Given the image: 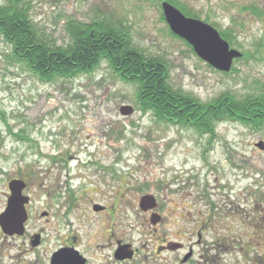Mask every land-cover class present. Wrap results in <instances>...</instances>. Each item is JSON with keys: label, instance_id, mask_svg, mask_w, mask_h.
Listing matches in <instances>:
<instances>
[{"label": "rangeland", "instance_id": "obj_1", "mask_svg": "<svg viewBox=\"0 0 264 264\" xmlns=\"http://www.w3.org/2000/svg\"><path fill=\"white\" fill-rule=\"evenodd\" d=\"M26 1L38 30L59 45L70 41L72 19L123 25L134 46L167 63L170 86L202 109L264 85V0H176L197 15L190 17L230 33L232 42L224 38L242 56L229 72L172 33L162 8L169 0ZM139 92L107 59L88 72L42 79L0 35V206L9 180L24 177L35 207L51 209L53 219L69 211L60 220H76L84 233L100 224L94 205L121 209L126 222H137L140 197L153 194L170 207V264H264V149L256 146L264 141V122L223 118L213 121V131L199 130L142 110ZM124 105L133 112L123 115Z\"/></svg>", "mask_w": 264, "mask_h": 264}, {"label": "trees", "instance_id": "obj_2", "mask_svg": "<svg viewBox=\"0 0 264 264\" xmlns=\"http://www.w3.org/2000/svg\"><path fill=\"white\" fill-rule=\"evenodd\" d=\"M169 1L186 15L197 16L178 1ZM26 2L6 0L0 4V35L10 44L13 57L40 78L51 80L75 76L92 70L102 59H107L123 79L139 84L141 109L152 110L160 119L179 121L207 131H213V121L223 118L254 126L263 124L264 85L257 94L244 98L224 95L202 109L203 106L192 97L170 86L167 63L134 46L130 31L123 25L72 19L66 24L70 41L59 45L50 42L38 30ZM221 35L233 41L228 31L221 32ZM262 47L264 50V44ZM247 55L246 52L243 57Z\"/></svg>", "mask_w": 264, "mask_h": 264}, {"label": "flooded vegetation", "instance_id": "obj_3", "mask_svg": "<svg viewBox=\"0 0 264 264\" xmlns=\"http://www.w3.org/2000/svg\"><path fill=\"white\" fill-rule=\"evenodd\" d=\"M12 180L23 181L19 184L24 185L21 194L26 200L27 216L21 232L7 231L0 221V264H170V207L159 203L156 196L153 207L142 208L139 202L137 222H126L129 214L118 213V208H93L100 224L97 229L85 228L82 233L76 220H60L59 215L66 216L69 211L57 213L53 219L51 209L35 207L27 179L15 176L9 181ZM9 183L0 217L12 195ZM242 260L246 264L252 262ZM242 260L178 259L182 264H243Z\"/></svg>", "mask_w": 264, "mask_h": 264}, {"label": "water", "instance_id": "obj_4", "mask_svg": "<svg viewBox=\"0 0 264 264\" xmlns=\"http://www.w3.org/2000/svg\"><path fill=\"white\" fill-rule=\"evenodd\" d=\"M162 8L171 31L186 40L193 47L195 53L215 69L229 72L232 69L234 60L242 56V52L232 48L229 41L208 22L187 16L169 1H163ZM120 112L123 115L131 114L133 107L124 105L121 107ZM256 146L264 149V141H259ZM20 182L23 181H10L12 195L9 198L5 212L0 217L3 227L10 232H21L27 216L26 200L21 194L24 185H20ZM140 206L142 208L155 206V197L151 194L142 196ZM94 208L99 209L102 206L96 204ZM190 254L187 256H190Z\"/></svg>", "mask_w": 264, "mask_h": 264}]
</instances>
